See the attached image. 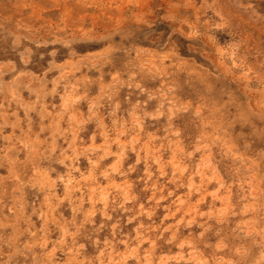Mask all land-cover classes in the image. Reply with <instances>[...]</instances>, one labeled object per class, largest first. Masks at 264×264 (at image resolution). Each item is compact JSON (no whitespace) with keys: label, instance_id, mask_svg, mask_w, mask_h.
Instances as JSON below:
<instances>
[{"label":"clouds","instance_id":"9594fccd","mask_svg":"<svg viewBox=\"0 0 264 264\" xmlns=\"http://www.w3.org/2000/svg\"><path fill=\"white\" fill-rule=\"evenodd\" d=\"M24 9L0 18V264H264V0Z\"/></svg>","mask_w":264,"mask_h":264},{"label":"rangeland","instance_id":"374dc122","mask_svg":"<svg viewBox=\"0 0 264 264\" xmlns=\"http://www.w3.org/2000/svg\"><path fill=\"white\" fill-rule=\"evenodd\" d=\"M28 3V0H12L11 3H9V0H0V18H9L10 20H16L18 17H21L22 15H26V11L24 9L25 4ZM35 7V6H34ZM36 12L39 14V8L36 7ZM70 16L74 15L73 10H69L68 13ZM83 15V14H81ZM89 19H91L92 23L95 24L97 27L100 26V21L95 17H86L85 18V24L88 23ZM116 22H124L123 16H117L112 18ZM105 50H100L101 53H103ZM4 57L0 56V60H3ZM33 71H37V74H39L37 69H33ZM27 95V94H25Z\"/></svg>","mask_w":264,"mask_h":264}]
</instances>
